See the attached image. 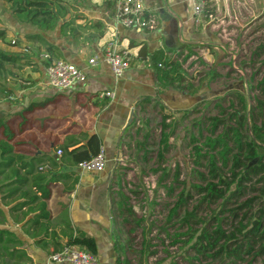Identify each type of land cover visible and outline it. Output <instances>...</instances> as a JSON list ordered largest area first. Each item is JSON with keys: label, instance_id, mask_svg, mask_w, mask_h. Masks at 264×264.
<instances>
[{"label": "trees", "instance_id": "trees-1", "mask_svg": "<svg viewBox=\"0 0 264 264\" xmlns=\"http://www.w3.org/2000/svg\"><path fill=\"white\" fill-rule=\"evenodd\" d=\"M3 1L10 14L32 30L22 38L43 49L49 57L48 62L61 60L60 49L44 35L54 32L58 26L66 28L64 22L60 24V20L65 18L63 10L66 0ZM205 13L207 16L213 14L209 2ZM70 33L73 34L72 29ZM9 35L10 32L3 28L0 20V100L12 97V88L7 81L16 78L14 70L31 66L28 56L33 53L32 48L23 46V41L19 38L8 41ZM1 45L19 51H5ZM186 48L187 55L183 58V63L194 55L192 50L197 47ZM181 58L182 54H178L176 58L158 59L154 74L161 95L170 86L190 94L196 91L193 82L180 73ZM40 62L43 67L48 64ZM235 96L240 104L239 110L229 112L227 120L218 117L210 119L212 133L205 140V146L212 154L208 162V179L200 176L202 184L192 187L201 197V203L206 202L208 205L220 202L219 206L223 207L231 200L237 203L245 194L255 192L254 185L261 184L264 188V125L258 127L253 123L252 112L247 108L243 95ZM92 100L94 101L89 103ZM151 100L141 99L136 103V108L150 104ZM86 102L96 110H101L108 101L105 98L100 100L98 94H84L73 98L59 93L42 101L32 102L21 111L0 117V264H33L25 248L30 241L44 251L53 248L54 252H58L65 246H77L97 256L95 240L82 231L73 234L63 213L60 216L61 223L68 229H63L60 221L59 224L54 223L47 206L51 187L61 184L65 192H71L78 182L79 164L91 160L101 148L100 140L94 133L82 132L74 123L64 127L66 122L75 118L79 110L87 106ZM155 104L161 111L160 148L157 153L159 165L156 170H160L164 178L167 173L162 163L170 146L169 138L175 123L165 113L166 107L161 101L156 100ZM130 126L131 123L127 130ZM246 132L252 133V137L246 135ZM148 136L146 133L143 137L141 147ZM196 142L193 139V143ZM194 149L195 156L201 158L200 147ZM58 151L60 155L57 154ZM194 162L199 164L196 160ZM222 168H228L227 174L221 173ZM109 195L114 225L113 209L115 207L120 212H126L122 206L127 199L120 192L114 197L110 189ZM255 206L257 209L253 215L245 213L237 221V211L247 208L250 212ZM229 213L236 221L230 230H223L222 219H218L214 231L207 230L205 224L200 231L187 233L185 243L193 241L191 248L197 254L208 248H217L216 256L220 259H240L245 250L249 255L256 248L258 251L255 254L264 257V190L261 189L257 197L247 199ZM56 227H61V231L57 232ZM22 234L27 239H21ZM59 234L65 237V243L60 242ZM114 243L117 248L119 240L115 232Z\"/></svg>", "mask_w": 264, "mask_h": 264}, {"label": "rangeland", "instance_id": "rangeland-1", "mask_svg": "<svg viewBox=\"0 0 264 264\" xmlns=\"http://www.w3.org/2000/svg\"><path fill=\"white\" fill-rule=\"evenodd\" d=\"M2 3L0 0L1 8ZM211 3L214 15L208 20V41L198 44L192 50L194 55L185 63L182 61L187 51L179 53L182 54L180 73L193 82L196 91L190 94L172 86L162 87L165 93L161 99L167 105L165 113L175 123L162 163L166 176L163 178L161 171L156 170L161 111L155 99L136 108L131 126L120 141L110 191L114 197L118 192L123 193L127 201L122 206L126 212L113 209L114 232L119 244L113 248L112 264H264V257L255 254L258 248L249 255L245 250L240 259L233 260L218 258L217 248L197 254L191 248L193 241L185 243L187 233L200 231L205 224L207 230L214 231L218 219H222L223 230H230L236 221L229 211L264 190L261 184H256L255 192L245 194L237 203L231 200L220 207V202L201 203V197L192 189L202 184L200 176L208 179L212 154L205 140L212 133L210 119L227 120L229 112L239 110L236 94L243 95L253 123L258 127L264 125V0ZM60 21L61 24L64 19ZM58 30L63 40L66 29L60 26L46 35L54 37ZM11 33L8 41L15 40L10 38ZM146 133L148 139L141 147ZM246 135L252 137L250 132ZM193 139L197 142L193 143ZM195 147L201 149L199 159ZM227 172L228 168L221 169L222 174ZM256 209L257 206L250 212L247 208L237 211V221L245 213L253 215Z\"/></svg>", "mask_w": 264, "mask_h": 264}, {"label": "crops", "instance_id": "crops-1", "mask_svg": "<svg viewBox=\"0 0 264 264\" xmlns=\"http://www.w3.org/2000/svg\"><path fill=\"white\" fill-rule=\"evenodd\" d=\"M206 1L211 5V2H217ZM2 6L0 20L3 28L12 32L10 38H19L23 41V46L31 47L33 53L28 56L31 66L14 70L16 78L7 81L13 95L9 100H0L1 118L25 109L32 102L42 101L59 93L73 98L84 94H98L100 100V95L106 91L115 93L114 99H107V104L101 110H96L89 104L94 100L86 102L87 106L79 110L71 122L64 125L67 127L69 123H74L80 131L94 133L98 137L106 158L107 165L104 170H77L78 182L73 190L65 192L61 184H55L51 187V196L47 202L54 223H61L60 216L65 214L73 234L82 231L95 240L98 264H112L114 225L109 189L111 190L114 163L119 157L120 141L131 123L130 114L133 111L134 116L136 103L143 98L159 100L167 106L161 99L154 74L158 59L176 58L179 53L187 51L186 47H197L198 44L208 41V20L213 17L214 9L212 8L211 16L203 14L197 19L189 0H143L144 10L154 15L158 23L156 30L144 32L126 29L115 22L114 0H66L63 11L64 22L68 24L64 28V39H61L60 30L54 37L50 34H45L44 37L60 49L61 60L84 70L86 80L75 84L69 90L58 92L46 85L45 66L40 62L43 49L22 38L32 30L10 14L4 1ZM71 29L74 36L70 33ZM112 41L118 42L131 55L130 68L117 85H114L112 75L105 65L100 63L97 67H88V60L95 56L100 57L103 47ZM1 48L9 52L19 51L4 45ZM61 227L68 229L63 224ZM61 227H56V231H61ZM20 238L27 239L23 234ZM59 238L61 243L66 242L65 237L60 234ZM25 248L33 264H44L47 257L54 252L53 248L44 251L34 246L32 241Z\"/></svg>", "mask_w": 264, "mask_h": 264}, {"label": "built area", "instance_id": "built-area-1", "mask_svg": "<svg viewBox=\"0 0 264 264\" xmlns=\"http://www.w3.org/2000/svg\"><path fill=\"white\" fill-rule=\"evenodd\" d=\"M115 14L114 20L126 29L136 31L151 32L157 29L158 23L154 15L144 10L143 0H114ZM192 5L194 16L199 19L205 13L206 0H189ZM12 43H14L12 41ZM27 52L26 50H23ZM40 59L46 63L45 80L46 85L54 91L62 92L71 89L77 83L86 80L84 70L74 64L56 60L49 61L46 53H42ZM105 65L111 75L114 85L120 81L126 70L131 65V55L128 50L122 49L118 42L112 41L103 47L102 55L95 56L88 60V67H97L99 64ZM114 91H106L100 98L114 99ZM60 155V151L57 152ZM106 165V158L103 148L91 160L81 163L78 166L79 172H102ZM98 264L97 257L90 252L77 247L66 246L58 252H52L44 264Z\"/></svg>", "mask_w": 264, "mask_h": 264}, {"label": "water", "instance_id": "water-1", "mask_svg": "<svg viewBox=\"0 0 264 264\" xmlns=\"http://www.w3.org/2000/svg\"><path fill=\"white\" fill-rule=\"evenodd\" d=\"M132 117H133V111H132L131 114H130V120H129V122L132 121Z\"/></svg>", "mask_w": 264, "mask_h": 264}]
</instances>
